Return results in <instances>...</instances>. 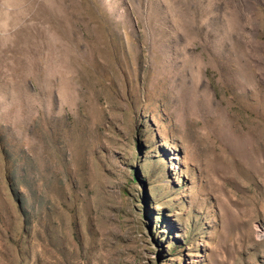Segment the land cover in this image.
<instances>
[{"label": "rangeland", "instance_id": "374dc122", "mask_svg": "<svg viewBox=\"0 0 264 264\" xmlns=\"http://www.w3.org/2000/svg\"><path fill=\"white\" fill-rule=\"evenodd\" d=\"M0 264H264V0H0Z\"/></svg>", "mask_w": 264, "mask_h": 264}]
</instances>
